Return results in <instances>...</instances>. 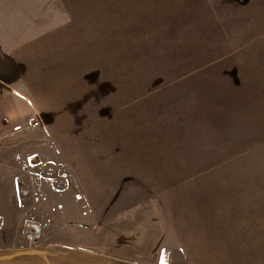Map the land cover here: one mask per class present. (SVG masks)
Masks as SVG:
<instances>
[{
	"label": "rangeland",
	"instance_id": "374dc122",
	"mask_svg": "<svg viewBox=\"0 0 264 264\" xmlns=\"http://www.w3.org/2000/svg\"><path fill=\"white\" fill-rule=\"evenodd\" d=\"M217 17V0H0V104L35 99L43 113L0 121L3 264L259 257L231 227L203 233L190 222L202 198H217L197 196L203 189L223 192L216 184L236 179L246 190V178H264L263 122H200L193 135L214 151L197 156L206 167L165 168L195 165L165 162L166 121L181 116L193 128L187 116L227 81L232 53L217 56ZM239 44L252 52L261 42ZM237 201L245 210L253 198ZM230 208L217 198V211ZM29 222L43 231L34 245ZM206 242H217V256Z\"/></svg>",
	"mask_w": 264,
	"mask_h": 264
},
{
	"label": "crops",
	"instance_id": "0c3cea01",
	"mask_svg": "<svg viewBox=\"0 0 264 264\" xmlns=\"http://www.w3.org/2000/svg\"><path fill=\"white\" fill-rule=\"evenodd\" d=\"M217 13L219 14V18L217 17V56H222L226 52L232 53L230 65L224 67L229 75L223 84L217 82V97L207 102H200L198 113L187 116L188 121L194 120L193 128L191 125H183L182 123L187 121L181 120V116L180 119L166 121L164 153L167 157L165 162L167 164L176 162L195 164L191 167L165 165L166 169H204L206 167L204 161L198 159L197 156L214 151L206 149L203 141L197 137L199 134L193 135L194 129L206 128L200 122L214 121V129H217L218 122L264 123V0H217ZM255 41L261 42V45L252 52L245 51V48L239 44ZM243 58L246 60H239ZM26 89H31L29 83ZM42 114L35 99L13 107L0 104V121H29L31 117ZM2 115L4 117H1ZM174 122L177 123L176 128L179 130V135L176 137L179 142L176 144L173 141ZM185 142H195V144L185 148ZM174 155L178 157L175 158ZM36 158L41 160V155L33 157L32 160ZM186 180L194 182L197 179ZM245 180L253 182L245 185L246 190L242 188L240 190L241 185L236 183V179H227L225 181L228 183L216 184V186L226 187L223 192H218L216 189L211 194L203 189V193L197 196L212 195L217 198L227 196L229 205L233 208L217 211V198H202L190 224L198 223L197 225L200 226L198 228L203 233L210 232L212 229L217 233V229L231 227L235 232L234 239L243 241V248L248 251L261 250L262 253L257 258L235 259L229 264H264V178L251 177ZM240 196L253 198L249 208L245 210L236 208ZM253 204L260 205L261 209L253 211ZM198 228L194 230L196 234H198ZM207 247L210 254L217 256V242L207 243ZM0 264H3L2 261ZM9 264L14 263L11 261Z\"/></svg>",
	"mask_w": 264,
	"mask_h": 264
},
{
	"label": "built area",
	"instance_id": "2783aa9c",
	"mask_svg": "<svg viewBox=\"0 0 264 264\" xmlns=\"http://www.w3.org/2000/svg\"><path fill=\"white\" fill-rule=\"evenodd\" d=\"M20 195L22 199L28 198L30 196L29 188L26 186L23 187L20 192ZM0 227H1V222H0ZM42 234H43L42 228L38 223L29 222L26 224L24 229V239L29 244L34 245L38 243L42 238Z\"/></svg>",
	"mask_w": 264,
	"mask_h": 264
}]
</instances>
